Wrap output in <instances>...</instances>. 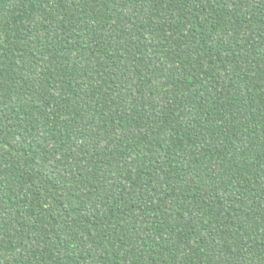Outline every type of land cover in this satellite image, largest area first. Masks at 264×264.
<instances>
[{
    "label": "trees",
    "instance_id": "16d2710c",
    "mask_svg": "<svg viewBox=\"0 0 264 264\" xmlns=\"http://www.w3.org/2000/svg\"><path fill=\"white\" fill-rule=\"evenodd\" d=\"M0 264H264V0H0Z\"/></svg>",
    "mask_w": 264,
    "mask_h": 264
}]
</instances>
